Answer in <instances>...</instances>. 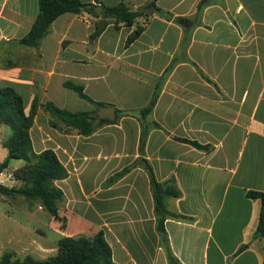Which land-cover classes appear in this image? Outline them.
I'll return each mask as SVG.
<instances>
[{
  "label": "crops",
  "instance_id": "1",
  "mask_svg": "<svg viewBox=\"0 0 264 264\" xmlns=\"http://www.w3.org/2000/svg\"><path fill=\"white\" fill-rule=\"evenodd\" d=\"M38 1L0 0V87L15 89L27 114L35 100L50 101L90 113L97 129L83 135L39 107L33 150L54 151L68 171L56 181L66 221L53 218V238L41 228L11 234L0 256L44 260L63 238L102 232L115 264H264L261 201L249 196L264 192V0H98L155 12L132 26L110 20L95 39L102 17L66 13L33 48L20 40ZM65 82L83 86L93 102ZM104 107L115 120L100 121ZM8 137L0 125V164ZM152 178L162 193L179 192L163 197L166 242Z\"/></svg>",
  "mask_w": 264,
  "mask_h": 264
},
{
  "label": "trees",
  "instance_id": "2",
  "mask_svg": "<svg viewBox=\"0 0 264 264\" xmlns=\"http://www.w3.org/2000/svg\"><path fill=\"white\" fill-rule=\"evenodd\" d=\"M97 5L103 9L101 15L96 13V5L84 3L81 0H39L38 14L29 33L20 40L22 45L38 48L42 40L48 35L53 22L66 13L82 14L89 12L96 17H102L103 21L97 26L92 38H97L100 33L112 20L116 25L132 26L136 19L145 15L139 11H133L124 3L108 7L98 0ZM98 5V6H99ZM158 11H160L158 9ZM182 22L181 19H178ZM143 31L138 28L130 37V41L137 38ZM64 87L72 90L79 97L93 102L84 93V88L73 82H65ZM156 93L148 107L142 110L144 116L149 115L156 103ZM99 106H104L99 104ZM39 107L44 108L53 117H56L69 127L79 129L83 135H91L96 131L95 118L88 112H71L60 109L53 102L40 104L35 100L30 112L25 111L22 96L12 87H0V125L11 129V135L4 140L3 146L8 150L7 159L0 164V171L9 166L10 161L21 160L24 165L14 171V176L19 186L13 188L0 187V194L7 197L22 196L28 201L38 202L44 210L59 221H66L59 215V205L64 200L63 191L56 186V181L68 177V171L61 163L56 153L52 150H45L35 153L33 150L30 130L34 123L35 115ZM103 122H110L101 119ZM145 138V136H144ZM198 148L207 149L196 142H190ZM152 185L156 198V212L160 216L158 228L166 242L164 230V218L167 215L163 203L164 196L178 197L179 192L170 188L162 193V184L152 178ZM249 196L261 201V211L256 235L264 238V192H251ZM0 264H115L112 258V250L106 241L104 234L98 232L94 237L88 238L78 236L74 238H63L59 241L57 254L44 260L26 256L20 259L13 251H4L0 256Z\"/></svg>",
  "mask_w": 264,
  "mask_h": 264
},
{
  "label": "rangeland",
  "instance_id": "3",
  "mask_svg": "<svg viewBox=\"0 0 264 264\" xmlns=\"http://www.w3.org/2000/svg\"><path fill=\"white\" fill-rule=\"evenodd\" d=\"M7 133L8 136L11 135V129L8 127ZM18 162L24 164L21 160L12 159L10 168L16 167ZM8 198L3 202L0 195V248L6 249L11 234H30L37 228L43 229L50 238L57 236L51 231L53 217L48 211L38 209V202L28 201L22 196Z\"/></svg>",
  "mask_w": 264,
  "mask_h": 264
},
{
  "label": "water",
  "instance_id": "4",
  "mask_svg": "<svg viewBox=\"0 0 264 264\" xmlns=\"http://www.w3.org/2000/svg\"><path fill=\"white\" fill-rule=\"evenodd\" d=\"M102 8L97 7L96 8V13L99 15L101 13ZM139 12L145 13V14H154L155 12V7H144L138 9ZM99 118L102 119H107V120H115V111L113 108L110 107H104L102 111L98 114Z\"/></svg>",
  "mask_w": 264,
  "mask_h": 264
},
{
  "label": "built area",
  "instance_id": "5",
  "mask_svg": "<svg viewBox=\"0 0 264 264\" xmlns=\"http://www.w3.org/2000/svg\"><path fill=\"white\" fill-rule=\"evenodd\" d=\"M86 21L89 22L88 19ZM16 181L14 173L8 171L7 169L0 171V187L3 186L9 188L13 186Z\"/></svg>",
  "mask_w": 264,
  "mask_h": 264
}]
</instances>
